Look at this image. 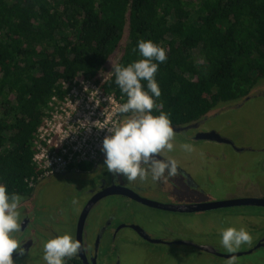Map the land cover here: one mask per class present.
<instances>
[{
    "label": "trees",
    "instance_id": "16d2710c",
    "mask_svg": "<svg viewBox=\"0 0 264 264\" xmlns=\"http://www.w3.org/2000/svg\"><path fill=\"white\" fill-rule=\"evenodd\" d=\"M141 39L167 50L156 103L173 125L264 81V0H0V182L9 192L31 193L46 173L34 160L39 129L66 83L83 78L126 102L112 65L141 59Z\"/></svg>",
    "mask_w": 264,
    "mask_h": 264
},
{
    "label": "flooded vegetation",
    "instance_id": "af4514ba",
    "mask_svg": "<svg viewBox=\"0 0 264 264\" xmlns=\"http://www.w3.org/2000/svg\"><path fill=\"white\" fill-rule=\"evenodd\" d=\"M262 83L246 97L222 103L197 121L173 125L175 143L180 138L193 145L200 141L217 144L213 151L217 161L210 167L204 166L200 171H206L205 174L198 177L165 153L167 157L175 159L179 166L177 174L171 179L173 186H180L176 182L178 179L185 187L197 188L198 199L171 200L168 203L144 194L143 191L147 190L158 195L157 188L153 186H145V189L136 181L128 182L122 176L119 177L120 182L116 183L103 165L105 154L100 150L95 156L86 157L75 165L45 173L31 193L21 195V231L15 235L23 252L14 250L15 264H45L42 259L44 242L65 232L80 240L82 245L78 254L67 264H130L131 254L127 252L130 246L136 244V240L144 247L166 245L174 250L171 252H177L181 259V252L188 247L201 256L207 254L228 259L234 255L240 264L263 263L264 168L257 164L251 168L247 161L238 166L228 165L224 160L227 149L240 155L246 148L239 147L231 136L221 133L216 127L207 125L221 105L239 106L242 101L264 96ZM132 115L121 113L117 126ZM249 150L254 152L250 146ZM261 153L264 154V149ZM246 171H250L248 175ZM243 174L246 177H242ZM53 184L58 185L59 193L45 190ZM203 185L207 189H200ZM230 201L234 203L228 204ZM223 202L227 205L220 206ZM153 214L159 215L154 218L159 225L156 228L146 223L153 218ZM180 214H192L198 221L200 228L197 226L195 234L185 233L180 227H171L173 218L181 221ZM166 216L167 224L164 223ZM231 226L244 227L252 235L251 244L243 245L234 253L225 251L220 243L221 231ZM128 233L133 235L132 242ZM160 255V259H163L164 255ZM211 261L201 258V264H214Z\"/></svg>",
    "mask_w": 264,
    "mask_h": 264
},
{
    "label": "clouds",
    "instance_id": "9594fccd",
    "mask_svg": "<svg viewBox=\"0 0 264 264\" xmlns=\"http://www.w3.org/2000/svg\"><path fill=\"white\" fill-rule=\"evenodd\" d=\"M134 51H138L141 59L127 65H112L115 84L127 96L118 111L133 115L119 126L108 127L110 134L104 137L101 148L105 154L103 165L116 183L121 176L128 182L138 178L147 181L149 176L152 181L167 182L179 167L175 159L165 155L175 150L176 133L170 114L159 111L161 106L156 103L161 96L156 73L160 63L167 60V50L150 39H141ZM154 108L158 114L153 112ZM181 147L192 150L188 142ZM21 201L20 194L9 192L7 184L0 182V264H15L14 250L23 252L15 235L21 231ZM220 238L223 249L229 253L252 242V235L244 227H227L221 231ZM81 247V241L72 234H57L44 242L42 259L45 264H67ZM227 264H237L236 257H229Z\"/></svg>",
    "mask_w": 264,
    "mask_h": 264
},
{
    "label": "rangeland",
    "instance_id": "374dc122",
    "mask_svg": "<svg viewBox=\"0 0 264 264\" xmlns=\"http://www.w3.org/2000/svg\"><path fill=\"white\" fill-rule=\"evenodd\" d=\"M262 84L263 83H261L260 85ZM65 85L66 87H70L69 89L70 97L73 101V106L71 107L74 108L77 107V109L74 111L75 114L74 116H70L71 112L70 114H65V113L63 114V111L61 112L60 110H63L62 106L66 107V105L64 104V102L57 103V105L58 106L60 105V107H56L54 111L59 109V118H61L60 121L66 122L67 120H72L71 124L68 125L69 128H73V122L78 119L81 120L82 124L89 122L90 115L87 113V111L91 110V102H92L91 100H92V96L95 93V89L93 88V86L89 85L88 82L85 81L83 78H78L77 84L73 83L71 86H69L70 84L66 83ZM80 105H81V109H79ZM54 114H58V112L56 111ZM60 121L56 120L54 115L52 116L51 119H48V122L51 123L52 125L59 124ZM207 125L211 127H216L221 133L231 136L239 147L246 148V150L242 151L240 155H235L231 151V149H227L226 150L227 157H225L224 155L222 156H224V160L228 165L233 166L235 164V166H238L242 162L247 161L249 166H251V168H255L256 164L264 168V154L261 153V151L264 149V96L260 95L257 97H252L247 101H242L241 105L239 106L221 105L220 109L217 111V114L213 116V118L208 122ZM44 133L45 131L43 130L42 134ZM40 138L43 139V137L41 136ZM59 140L60 138L56 136L55 139L52 140L51 144L47 143L48 145V147H46L47 154L50 155L54 154V151H56L57 148L55 144L57 141L59 142ZM184 142L187 141L178 138V140H176V143L175 141L173 142L175 145V150L166 153L174 157L177 161H179V163L183 167H185L189 172H191L194 177H198L202 175V173L205 174L206 171L202 172L200 170L203 169L204 166L206 167L212 166V163L217 161L213 153L217 144L215 146L213 142L200 141L197 145L191 144L192 150L189 152V151H185L181 147V145ZM249 146L251 147V149L252 148L254 149V152H250ZM257 168L260 169V167ZM249 172L250 171H246L245 174L248 175ZM238 174L240 173L238 172ZM245 174H243L242 177L243 176L246 177ZM171 179L172 177L168 179V183L160 182V181H152L151 177L149 176L147 181H140L139 178L135 181L137 182V184L143 186L145 189H146L145 186H153L157 188L158 195H153V192H148L147 190H144L143 192L145 195H149L150 197H154L163 202L169 203L171 202V200L193 201L195 199H198L197 195H199V193L197 191L199 190L197 188L185 187L184 184L178 182V179L176 180V182L180 186L179 187L178 185L173 186ZM236 180H240V179H236ZM200 189H207V188L203 185L201 186ZM45 190H47V192L59 193V187L57 184L50 185L49 187L45 188ZM179 216L181 217V221L179 222L178 219L173 218L171 223L172 228L180 227L183 229L185 233L187 232L194 233L195 232L194 230L197 229V226L199 227L198 221L192 216V214H183V215L180 214ZM157 217H159L158 214H153V218L149 219V221L146 222L147 225L154 228L158 227L159 225L157 224V221L154 219ZM164 219H165L164 223L166 224L169 223L167 216L164 217ZM128 234L132 242L133 235H131L132 233H128ZM129 248L130 249L128 250L127 253L131 254L132 261L130 262V264H201L202 257L207 258L209 261L212 260L211 262L214 264H217L218 261L219 264H227V260H228V259H221L213 255H210L211 256L210 257L207 256V254L201 256L198 255L199 254L198 252H197L198 254L194 253V251H192V249L188 247H185L181 252L182 255V259H181L179 258V254L177 252H171L174 250H172L166 245L161 244V245H154L152 247H144V244L138 242L137 240H136V244H133ZM160 254L164 255L163 259H160L161 257ZM241 264H251V262L248 263L241 262ZM261 264H264V262Z\"/></svg>",
    "mask_w": 264,
    "mask_h": 264
},
{
    "label": "built area",
    "instance_id": "2783aa9c",
    "mask_svg": "<svg viewBox=\"0 0 264 264\" xmlns=\"http://www.w3.org/2000/svg\"><path fill=\"white\" fill-rule=\"evenodd\" d=\"M85 81L95 89L91 100V110L87 111L90 115L89 122L82 124L81 120L78 119L73 122V128H69L68 125L71 124L72 120L60 121L59 109L56 110L58 114H54L56 112L54 111L55 108L60 107L57 103L64 102L66 107L62 106L63 110L60 111H63V114H70L71 112L70 116L75 115L74 111L77 107H71L73 101L69 92L64 100L59 101L55 98V101L51 103L53 106L52 116L54 115L60 123L54 125L49 123L48 119L52 118L50 113L45 120V124L39 129L38 138L40 140L34 160L39 167L46 169V173L52 170H63L72 164L75 165L81 162L86 157L95 156L102 148L104 137L110 134L108 127H115L118 124L121 115L118 107L123 102L114 94L104 93L95 83L89 80ZM74 84H77V79ZM79 109H81V105ZM43 130L47 134H42ZM56 136L60 138L59 142L57 141L55 144L56 151L53 155L47 154V143L51 144Z\"/></svg>",
    "mask_w": 264,
    "mask_h": 264
},
{
    "label": "water",
    "instance_id": "95a60500",
    "mask_svg": "<svg viewBox=\"0 0 264 264\" xmlns=\"http://www.w3.org/2000/svg\"><path fill=\"white\" fill-rule=\"evenodd\" d=\"M178 129H180V128H178ZM261 201L259 200L258 201V203H260ZM234 202H232V201H230V203H228V204H233ZM216 205H217V203H216ZM224 205H227V203H225V202H223V203H221L220 204V206H224ZM176 209H179L178 207H175ZM180 208H182V207H180Z\"/></svg>",
    "mask_w": 264,
    "mask_h": 264
}]
</instances>
